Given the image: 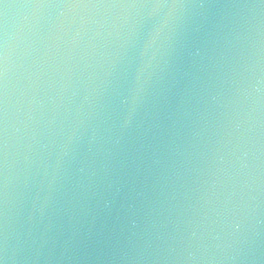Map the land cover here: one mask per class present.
Listing matches in <instances>:
<instances>
[{"label": "water", "instance_id": "1", "mask_svg": "<svg viewBox=\"0 0 264 264\" xmlns=\"http://www.w3.org/2000/svg\"><path fill=\"white\" fill-rule=\"evenodd\" d=\"M4 264H264V0H6Z\"/></svg>", "mask_w": 264, "mask_h": 264}, {"label": "snow or ice", "instance_id": "2", "mask_svg": "<svg viewBox=\"0 0 264 264\" xmlns=\"http://www.w3.org/2000/svg\"><path fill=\"white\" fill-rule=\"evenodd\" d=\"M46 3V0H37L36 6H44V4ZM66 4L67 6H73V7H80V6H92L89 3V0H66ZM12 5H10L9 3L6 2V0H0V7H2L3 9H7L8 7H10ZM3 13H0V16H2ZM0 60H2V57H0ZM3 75V65L2 63H0V78H2ZM5 259L0 256V264H4Z\"/></svg>", "mask_w": 264, "mask_h": 264}]
</instances>
